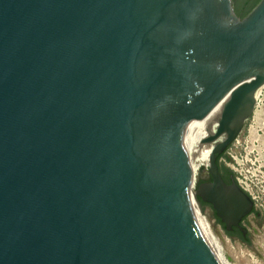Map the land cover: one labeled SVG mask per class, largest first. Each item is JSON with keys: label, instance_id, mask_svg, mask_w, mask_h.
Wrapping results in <instances>:
<instances>
[{"label": "water", "instance_id": "95a60500", "mask_svg": "<svg viewBox=\"0 0 264 264\" xmlns=\"http://www.w3.org/2000/svg\"><path fill=\"white\" fill-rule=\"evenodd\" d=\"M245 1L0 0V264H220L184 170L209 165L194 197L244 234L217 158L264 88Z\"/></svg>", "mask_w": 264, "mask_h": 264}, {"label": "rangeland", "instance_id": "374dc122", "mask_svg": "<svg viewBox=\"0 0 264 264\" xmlns=\"http://www.w3.org/2000/svg\"><path fill=\"white\" fill-rule=\"evenodd\" d=\"M217 162L219 173L222 174L223 169L230 171L234 182L252 201L251 216L240 223L245 238L239 233L231 236L210 205L202 203L199 198L201 204L197 203L194 192L200 183L209 179L208 168L204 167L200 168L191 189L199 213L227 264H264V88L248 123H244L237 139Z\"/></svg>", "mask_w": 264, "mask_h": 264}, {"label": "bare ground", "instance_id": "6f19581e", "mask_svg": "<svg viewBox=\"0 0 264 264\" xmlns=\"http://www.w3.org/2000/svg\"><path fill=\"white\" fill-rule=\"evenodd\" d=\"M185 146H186V158L199 155L200 140H194V124L187 131L185 138ZM201 167H204L205 169L208 168L209 170V165L187 163L185 160V170H184L185 192L187 194L193 214L195 215L200 227L204 232V235L206 236L211 248L213 249L215 255L217 256L219 263L227 264L224 258L222 257V255L220 254L219 245L217 244V242H215L214 238L211 237L208 226L199 213L197 204L193 198V193L191 191V189L195 185Z\"/></svg>", "mask_w": 264, "mask_h": 264}, {"label": "trees", "instance_id": "16d2710c", "mask_svg": "<svg viewBox=\"0 0 264 264\" xmlns=\"http://www.w3.org/2000/svg\"><path fill=\"white\" fill-rule=\"evenodd\" d=\"M260 1H261V0H246V1L242 4L240 12L236 13V12L234 11L235 15H236L239 19H244V18H246V17H247L252 11H253V9H254V8L260 3ZM220 158H221V156H219V157L217 158V161H218ZM227 172H229V171H227ZM229 173H230V172H229ZM196 201H197V203L201 204V202L199 201L198 198H196ZM239 235H240V233H239Z\"/></svg>", "mask_w": 264, "mask_h": 264}, {"label": "flooded vegetation", "instance_id": "af4514ba", "mask_svg": "<svg viewBox=\"0 0 264 264\" xmlns=\"http://www.w3.org/2000/svg\"><path fill=\"white\" fill-rule=\"evenodd\" d=\"M228 170H225V169H223V171H222V174H223V176H222V174H220V176H221V178H222V180H223V182L225 183V184H230L232 181H234L233 180V175H232V173L230 172H227ZM211 180H210V178L207 180V181H205L204 183H209ZM212 208V207H211ZM227 232H229V234L230 233H240V236H242V238H245V236H244V234H242L239 230H237V229H235V228H233L231 231H227ZM231 235V234H230ZM232 236V235H231Z\"/></svg>", "mask_w": 264, "mask_h": 264}]
</instances>
